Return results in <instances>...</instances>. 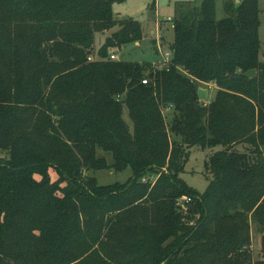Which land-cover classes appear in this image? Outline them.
<instances>
[{"label": "trees", "instance_id": "obj_1", "mask_svg": "<svg viewBox=\"0 0 264 264\" xmlns=\"http://www.w3.org/2000/svg\"><path fill=\"white\" fill-rule=\"evenodd\" d=\"M126 1L0 0V264H253V222L264 254L259 0H226L222 20L216 0L178 3L163 67L111 60L143 39L138 21L115 18ZM195 147L211 151L203 194L181 178ZM110 168L133 175L104 186L90 174Z\"/></svg>", "mask_w": 264, "mask_h": 264}, {"label": "rangeland", "instance_id": "obj_2", "mask_svg": "<svg viewBox=\"0 0 264 264\" xmlns=\"http://www.w3.org/2000/svg\"><path fill=\"white\" fill-rule=\"evenodd\" d=\"M225 1L216 0V17L218 20L224 19L227 15L225 12ZM237 3V0H228ZM184 2H195L200 5L202 0H127L124 3L115 4L113 11L115 18L120 19H134L138 21L143 30V39L140 43H131L123 46L121 49L113 48L109 50V55L116 53L119 56L120 62L126 63H153L162 66L165 62V54L171 51V45L174 41L173 25L171 21L174 19L176 5ZM260 27L259 40L261 43V50L259 59L264 62V0H259ZM154 31V33H152ZM105 39L98 35L96 48L99 50L103 47ZM160 63V64H159ZM165 64V63H164ZM163 67V66H162ZM251 77L257 76V71L249 73ZM207 89L209 93L208 100L215 98L216 89L214 87L202 88ZM209 101H206L208 103ZM125 108L124 118L129 121L128 112ZM168 126L171 128L172 119L168 118ZM220 150L216 148L214 151ZM211 153L210 150L203 151L199 148H192L190 150V157L185 167V172L181 178L192 189L203 194L208 188L209 182L206 178V161ZM98 157H104L107 164L111 167L114 164L112 154L103 150H98ZM91 175L97 177L100 185H112L116 183H126L133 175L132 169L117 173L114 169L101 170L91 172ZM52 180H57V173L52 170L50 173ZM183 200H179L182 203ZM262 232L256 223L251 225V260L253 264H260L264 260V254L261 248Z\"/></svg>", "mask_w": 264, "mask_h": 264}, {"label": "built area", "instance_id": "obj_3", "mask_svg": "<svg viewBox=\"0 0 264 264\" xmlns=\"http://www.w3.org/2000/svg\"><path fill=\"white\" fill-rule=\"evenodd\" d=\"M171 56H172V53L171 52L166 53L165 54V62L164 63H167L171 59ZM110 58H111V60H114V61H118L119 60V56L116 53H112L110 55ZM143 83L146 84L147 83V80L143 81ZM144 181H146V180H144ZM188 202H190V200H188ZM183 205H185V204H183Z\"/></svg>", "mask_w": 264, "mask_h": 264}, {"label": "water", "instance_id": "obj_4", "mask_svg": "<svg viewBox=\"0 0 264 264\" xmlns=\"http://www.w3.org/2000/svg\"><path fill=\"white\" fill-rule=\"evenodd\" d=\"M244 0H237V4H240L242 3ZM198 95H199V98L200 100H205L206 97L208 96V90H205V89H200L199 92H198Z\"/></svg>", "mask_w": 264, "mask_h": 264}, {"label": "crops", "instance_id": "obj_5", "mask_svg": "<svg viewBox=\"0 0 264 264\" xmlns=\"http://www.w3.org/2000/svg\"><path fill=\"white\" fill-rule=\"evenodd\" d=\"M152 33H154V31Z\"/></svg>", "mask_w": 264, "mask_h": 264}]
</instances>
